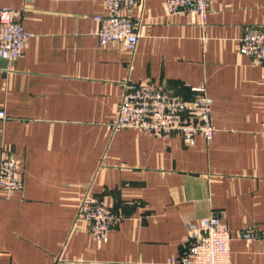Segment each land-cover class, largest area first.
<instances>
[{"label": "crops", "instance_id": "crops-1", "mask_svg": "<svg viewBox=\"0 0 264 264\" xmlns=\"http://www.w3.org/2000/svg\"><path fill=\"white\" fill-rule=\"evenodd\" d=\"M33 35L15 60L0 58V156L21 160L22 188L0 195V264H170L186 225L216 214L233 237L232 264H264V66L238 38L264 27V0H210L165 13L162 0L132 11L133 54L100 46L101 0H0ZM127 80L191 97L204 83L214 134L112 132ZM86 192L123 214L106 241L76 220Z\"/></svg>", "mask_w": 264, "mask_h": 264}, {"label": "built area", "instance_id": "built-area-1", "mask_svg": "<svg viewBox=\"0 0 264 264\" xmlns=\"http://www.w3.org/2000/svg\"><path fill=\"white\" fill-rule=\"evenodd\" d=\"M103 14L94 15L96 35L100 46L118 43L134 53L140 31L132 11L141 9L144 0H101ZM210 0H162L167 14L192 11L204 22ZM21 23V11L0 7V58L15 60L32 37ZM238 51L252 61L264 66V27L252 28L238 38ZM191 97L170 92L147 80L124 83L118 111L107 128L116 132L122 128L144 130L155 136L178 134L186 144H193L196 135L210 140L214 134L211 117L212 98L202 82L191 86ZM6 114L0 110V118ZM260 133L264 141V119ZM21 160L11 155L0 156V195L11 197L22 188ZM123 218V214L106 204L103 198L89 192L83 194L78 204L76 220L87 225L89 236L97 242L106 241L109 231ZM251 228L231 232L227 224L216 214H208L186 225V237L179 254L170 264H232L230 242L233 237L246 241L253 237Z\"/></svg>", "mask_w": 264, "mask_h": 264}]
</instances>
